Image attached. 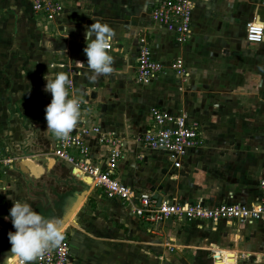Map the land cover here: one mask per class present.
<instances>
[{
    "label": "crops",
    "instance_id": "crops-1",
    "mask_svg": "<svg viewBox=\"0 0 264 264\" xmlns=\"http://www.w3.org/2000/svg\"><path fill=\"white\" fill-rule=\"evenodd\" d=\"M152 1L63 0L66 11L57 23L48 24L38 21L37 24L33 17L30 0H0V95L2 91L8 90V86L16 89L20 96L18 102L23 100L24 104V107L20 108L22 110L20 113H27L35 118L33 120L34 129H39L37 133H40L34 136L35 131H32L27 135L23 131L25 129L19 127V131L12 130L14 126H11L10 134L13 138L16 136V141H20L17 144L20 149L22 148L21 142L33 147L31 152H26V155L22 151H15L9 144L3 143L5 135V131L4 133L2 131L5 127L3 124L4 126L0 127V146L8 154L18 155L21 158L28 156L33 161H38L40 165L46 163L51 166L44 172L38 171L37 176L16 165L14 168H6L3 172L2 182H0V218L2 219L1 225L6 227L7 232L0 233V264L16 263V260L9 261L11 257L15 259L16 256L11 252L8 239L9 231H15V229L11 220H6L5 216L9 214L11 198L16 195V190L10 187L17 184L20 176L25 175L32 185L27 202L46 218L60 214L64 200L84 185L76 177L74 166L48 153L55 147L57 138L47 130L45 108L27 99L24 101L21 95H24L23 91H26L25 87L28 84L30 89H34L33 91L45 92L47 82L45 77L51 78L59 74L58 70L52 72L49 70L39 75L37 72L39 69L63 65L62 62L59 64L61 60L69 68L77 61L84 63L87 56L83 54L84 58L81 57V50H84V46L81 45L86 42L85 30L92 23H107L115 33L111 39L112 49L109 53L113 57L112 66L117 68L111 75V79L116 82L114 90L124 89L123 92L129 89L131 93L126 94L125 98L131 100V96H134L136 101L139 99L140 106L144 110L142 113L139 112V116L131 115L130 111L126 110L128 112L124 118L126 120L123 123L118 122L115 117L117 115L108 113L109 110L97 112V101L95 100L100 97V89L98 90L95 86L91 87L95 81L88 79L89 69L81 75H65L68 79H73L69 81V85L73 86L71 95L83 97L89 102L95 121L100 123L106 132H116L124 138L125 155L120 164L119 175L124 183L136 190H151L162 198L171 199H175L172 197L176 192L186 194V188L182 190L180 187L177 188L179 172H191L194 167H197L201 150L205 148L189 151L183 158L182 168L175 167L165 151L147 148L139 137L150 127L152 107L160 106L173 112H190V106L195 112L202 110L206 113L236 112L245 115L243 122L255 119L261 122L260 118H264V41L258 44L247 42V46L241 41V33L245 37L248 22L256 20L264 23V0H197L194 10V36L187 44L178 43L174 34L149 22ZM42 24L47 27L57 24L59 26L51 33H45L43 30L48 28L43 30L38 28ZM143 29L149 30L155 57L169 64L173 59L181 56L186 60L190 71L189 77L182 78L168 68L149 84L135 81L139 50L138 37ZM75 48H79V52L75 53ZM216 48L226 54L236 53L237 56L234 57L236 58V69L234 72L229 67L226 69L222 67L223 73L220 78L215 79L213 85L211 81L214 79L207 78V73L199 74L196 61L199 59L197 58L198 53L203 51L204 55L201 59H205L206 68L209 69L213 66L211 55H218L214 51ZM56 53H63L66 59L64 56L57 58L54 56ZM216 58V63H222V66L234 64L233 58L227 55L223 57L219 55ZM30 68L36 72L32 73L31 77H27L24 70L28 71ZM22 71L25 74L22 75ZM202 79L207 83L203 87L204 90L198 83ZM134 83L140 84L141 89L136 88L137 85ZM45 97L52 99L51 93L48 92H45ZM147 107L150 108L146 112ZM0 112H4L1 119H5L1 121H7V124L13 121L9 109L5 110L0 106ZM190 116L202 121L194 115L190 114ZM25 118L20 120L24 121ZM128 118L131 119L128 121ZM38 120H43V123ZM203 124L207 136V126L204 122ZM8 130H10V125ZM30 135H32L31 140ZM27 139H29L28 142ZM251 144L256 145L255 147L264 145V137L254 138ZM89 147L91 156L98 161H102L109 151L108 145L100 144L95 140H90ZM253 153L257 155V159L253 155L251 158L264 161L262 155L256 151ZM261 169L264 170V163L260 165ZM246 190L241 194L230 193L231 195H225L224 190L216 191V193L208 191L209 194L206 196L184 200H204L216 203L232 198L237 201L246 199L253 201L261 195L258 186L255 189ZM208 198L211 199L208 200ZM223 223L229 225L226 221H213L201 228L194 222L179 223L168 220L158 226V231L153 233L150 231L151 225L136 216L130 207L118 200L109 199L101 190L91 186L87 198L67 229L70 234L74 264H166V262L168 264H193L194 252L197 247H202L201 243L198 244L196 241L199 239H203L204 242L212 240V237L222 229ZM185 224L191 226L185 229ZM218 227L220 229H217ZM251 229L260 235L264 233V224L252 225ZM168 239L170 243L167 242V244ZM187 241L199 246H194L191 252L189 249L192 246L186 244ZM212 244L211 241L210 246ZM168 245L178 247L176 249L178 251H170ZM237 262L239 264L238 256Z\"/></svg>",
    "mask_w": 264,
    "mask_h": 264
},
{
    "label": "built area",
    "instance_id": "built-area-1",
    "mask_svg": "<svg viewBox=\"0 0 264 264\" xmlns=\"http://www.w3.org/2000/svg\"><path fill=\"white\" fill-rule=\"evenodd\" d=\"M30 1L33 12L42 23L55 24L66 11L63 0ZM196 1L153 0L150 3L149 22L174 34L178 43L187 44L194 36ZM147 29H143L138 37L136 80L141 84H149L168 68L182 78L189 77L190 71L182 57H176L169 64L155 57ZM246 40L249 44L263 42L264 23L256 20L248 22ZM111 49L110 41L109 53ZM79 99L82 101V122L66 140L57 139L55 147L48 153L91 176L93 188L101 190L109 199L118 200L130 207L136 216L151 225V232H157L158 226L168 220L179 223L194 222L201 228L213 221H226L243 226L264 224V179L258 186L261 195L256 200L237 201L230 198L219 203L160 199L156 192L139 191L124 183L119 175L120 164L125 155L124 138L116 132H106L93 118L89 102L84 98ZM151 118L150 127L141 134L140 140L151 150L168 153L175 167L184 166L183 158L189 151L202 148L205 142L204 124L190 116L188 112H173L167 108L154 106ZM90 140L109 146L107 156L102 161L91 156ZM20 159L18 155L6 153L0 146V182L6 168H14ZM61 231L65 236L61 245L38 257L34 264H74L70 234L68 229ZM168 247L170 251H178L176 246ZM212 249L217 264L221 255L217 249ZM15 260V264H21L19 257L16 256Z\"/></svg>",
    "mask_w": 264,
    "mask_h": 264
},
{
    "label": "rangeland",
    "instance_id": "rangeland-1",
    "mask_svg": "<svg viewBox=\"0 0 264 264\" xmlns=\"http://www.w3.org/2000/svg\"><path fill=\"white\" fill-rule=\"evenodd\" d=\"M33 17L34 19H36V22L38 24V19L34 12H33ZM57 26L59 25L57 24V25H53L52 27H47L42 24L41 26H38V28L41 30L48 28L43 31L45 33L47 32L51 33L52 30L57 28ZM241 34H242L241 41L244 42V44H246L247 46L246 35L244 37L243 33ZM218 41L220 42L221 40ZM81 46H84L85 48L86 42ZM79 50H80L79 48L74 49L75 53L79 52ZM81 51H82L81 57L84 58L83 55L85 54L84 50ZM214 51L218 55L216 56L211 55L213 61V63L211 64H213V66H210L209 69L206 68L205 59L204 58L201 59V57H203L202 55H204L203 51L198 53L197 58L199 59L198 61H196L199 66V71H200L199 74L201 73L202 75H204L207 73V78L214 79L213 81H211L213 85L215 84V79L221 77L223 73L221 69L222 67H224L225 69L229 67L231 70L235 72L236 58L234 59V57L237 56L236 53L226 54L224 51L222 50L220 51L219 48L218 49L216 48V50ZM187 54L189 53L187 52ZM225 54L233 58L234 64H230V65L225 64L224 66H222V63H218V64L216 63V59H217L216 57H219V55H221L222 57L226 56ZM54 56H57V58L64 56L66 59V56L63 53L62 54L56 53ZM184 61L186 63L185 59ZM61 62L63 65L47 66L45 69L44 68L43 70L39 69L40 71L38 70L37 72L39 73V75H42L44 71L49 72L50 70L52 72L58 70L59 74L81 75L82 73L84 74L87 71L86 69H88L86 65V60L84 61V63L77 61V63H75V65L74 64L71 65L70 68L68 67V65L67 66L65 65L66 63H64L63 60L59 61V64ZM31 68L28 71L24 70L25 73H27V77L29 76L31 77V74L32 73L35 74L36 72V70H33ZM113 69L116 70L117 68L113 67ZM131 71H132L131 73H133V70ZM25 73L23 71L21 72L22 75ZM70 80L72 81L73 79H69V81ZM25 81H27V78H25ZM217 82H219V80ZM217 82H216V88L218 89ZM114 83L116 82H114L111 79V75L101 76L99 77L98 81L92 83L91 87L95 86L98 90L100 89V97L99 99L97 97L95 100V102L97 101L96 102L97 112L100 111L103 112L109 110L108 113H113L117 115L115 116L116 119H118V122L122 121V123L123 121L126 120L124 118L125 116H127L129 111L131 115L139 116V112L142 113V110H144L143 107L140 106L139 99L136 101L134 96L130 95L132 99L127 100L125 98V95L130 94L131 91L129 89L123 92L122 90L124 89L114 90L115 88ZM198 83L200 86H202V88L205 87V84H207L204 79H202ZM220 83H221V79L219 84ZM135 85L134 86L136 88L138 87L139 89H141V86H139L140 84H135ZM229 87L231 90V86ZM25 89L26 91H23L25 96L21 95L23 96L21 99H24V101L27 99L32 103L36 102L38 104L36 105L42 108H46V106L50 103L51 100L46 99L47 97H45V92L33 91L34 89H30L29 84L27 87H25ZM68 90L71 95V92L73 91V86L71 84L69 85ZM202 90H204V88ZM18 93L19 92H16V89L14 90L10 86H8V90L4 92L2 91V95H0V106L3 107V109L5 110L6 109L10 110L11 118L13 119V121H11L10 124H7V121H1L5 119H1L2 118L1 115L4 112L3 113L0 112V127L2 128V126L5 125L4 129H2L3 133L5 131L4 133L5 135L3 136V140H4L3 143L5 142L6 144H9L10 147L13 148L15 151H20V152L22 151V153L27 155L26 152H31L33 147L27 144L25 145V143L23 144L21 142L22 148L20 149L19 146H17V144H19L20 141L19 140L16 141L15 140L16 136L13 138L12 134H10L11 126H14V129L12 130L19 131V127L25 129L23 131H25L27 135L32 131H35V133L33 134L34 136H37L40 133H37L39 129L37 130L34 129L35 127L33 124L34 122L33 120H35V118H32L31 115H28L27 113H20L22 112L20 108H23L24 104H23V100H20V102H18V99L20 98ZM79 98H83V97H79ZM149 108L150 107L145 108L146 112L149 110ZM193 109L194 108L190 106L189 111L190 110L191 111L188 113L196 116L197 118H200L207 126V136L205 132V142L202 145V147L205 148L204 150L203 149L201 150L202 151L201 156L199 157V160L197 162V165L199 167L198 166L194 167V169H192L191 172H186V171L179 172V177L177 178L179 179L178 181L179 186L177 188L180 187L181 190L183 188L184 189L186 188L185 189L186 194H179L176 192V194H173L172 198L178 200H184V199L193 200L196 198H200L201 196H206L207 194H209L207 193L208 191L212 193H216V191L219 190H224L225 195L228 194L231 195L230 193L241 194L244 191H247L246 189H255L257 186H259L260 182L264 179V173H263L264 170L263 169L260 170V165L263 164L264 161H260L259 159L256 160L257 155H255L253 152L256 151L258 154L263 156L262 158H264V150L262 151L261 149V148L264 149V145H261L260 147L258 146L259 147L258 148L255 147L256 145H253L251 143L253 139L257 138L258 136H260L261 138L264 137V118L263 117L260 118L261 122H259L258 119L248 122H243V120L245 119V115H243L242 113L240 114H237L236 112L206 113L203 110L195 112L193 111ZM122 115L123 118H121ZM249 115L251 116V114ZM24 117H26L25 120L27 121L20 120V119H24ZM129 119L131 118H128V121ZM133 119L136 118L133 117ZM38 121L43 123V120H38ZM9 125H10V130H8ZM30 136L31 137L29 139L31 140L32 135ZM29 139H27V142L29 141ZM251 155H253L254 158L256 159L251 158ZM28 159L33 160L31 157L22 156V158L19 161L23 162L24 160L27 161ZM34 162L38 163V161L35 160ZM31 186L32 185L30 184V181L28 180L27 177H25V175L20 176L19 181L15 186L14 184L11 185L10 188L16 190V195L14 196V198H11V207L13 205V200H19L20 202H27L28 195L32 189ZM209 199L211 198H208V200ZM219 202L217 201L216 203ZM1 221L2 219L0 218V233L3 234V232L5 231L7 232V229L5 226L1 225ZM8 221H10V219H8ZM228 224L229 225H227V223H223V227L221 226L222 229L218 227L217 229H220V231H218L217 232L218 234L212 237V240H209L208 242H204L203 239H199L198 241H196L198 244L201 243L202 247H197V250L194 252L195 256L193 257L194 261L192 263L215 264V258H214L215 252H213V249H211L212 246V248L217 249V251H219L221 255L220 259L217 261V264H238L237 256L239 259V264H264V233L258 235L256 231H253L251 229L252 226H243L232 223H228ZM189 226L191 225L185 224V229H187V227ZM211 241L213 242V244L210 246ZM167 242L170 243V240L169 239L166 240V243ZM186 244H190L189 246H192L189 249L191 250V252L193 251L192 249L195 248L194 246H199L197 244H191L188 241L186 242ZM234 251H236L239 255ZM166 264L168 263L166 262Z\"/></svg>",
    "mask_w": 264,
    "mask_h": 264
},
{
    "label": "clouds",
    "instance_id": "clouds-1",
    "mask_svg": "<svg viewBox=\"0 0 264 264\" xmlns=\"http://www.w3.org/2000/svg\"><path fill=\"white\" fill-rule=\"evenodd\" d=\"M89 69L88 79L96 81L101 76L113 74V57L109 54L110 41L115 33L107 23L94 22L85 30ZM45 92L51 93L52 99L45 108L47 130L58 140H66L70 133L82 122V101L69 93V79L64 74L46 78ZM15 231H9L8 239L11 252L20 258L21 264H34V261L49 250L59 247L65 239L62 222L59 219L44 217L34 210L28 202L13 200L9 214Z\"/></svg>",
    "mask_w": 264,
    "mask_h": 264
},
{
    "label": "water",
    "instance_id": "water-1",
    "mask_svg": "<svg viewBox=\"0 0 264 264\" xmlns=\"http://www.w3.org/2000/svg\"><path fill=\"white\" fill-rule=\"evenodd\" d=\"M15 165L28 173L33 172L36 176L39 174L40 171L44 172L46 171V168L51 167L50 164L45 163L44 165H40L30 159H28L27 161L24 160L23 162L18 161L15 163ZM76 177L79 180H81V182H83L84 185L81 188H78L76 192L73 193V195L68 197V199L64 200L60 214L51 215L47 217L53 220L59 219L62 222V226L60 230L67 229L69 225L72 223L73 217L76 215L78 209L81 207L82 203L87 198L91 186L93 184V178L89 175H86L79 168L76 169ZM160 199H162V197H160Z\"/></svg>",
    "mask_w": 264,
    "mask_h": 264
},
{
    "label": "bare ground",
    "instance_id": "bare-ground-1",
    "mask_svg": "<svg viewBox=\"0 0 264 264\" xmlns=\"http://www.w3.org/2000/svg\"><path fill=\"white\" fill-rule=\"evenodd\" d=\"M261 23H262V22H261ZM10 259H13V260H10ZM10 259H9L10 262H14V260H15L13 257H11Z\"/></svg>",
    "mask_w": 264,
    "mask_h": 264
}]
</instances>
